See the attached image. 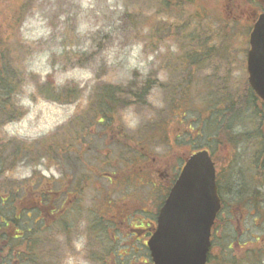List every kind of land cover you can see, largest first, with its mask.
Masks as SVG:
<instances>
[{"label": "rangeland", "instance_id": "rangeland-1", "mask_svg": "<svg viewBox=\"0 0 264 264\" xmlns=\"http://www.w3.org/2000/svg\"><path fill=\"white\" fill-rule=\"evenodd\" d=\"M261 2L0 0V64L10 61L19 72L0 145L9 156L18 151L10 180L37 195L49 184L53 202L65 205L62 217L73 227L54 233L53 263L145 264L143 235L116 216L123 205L141 218L140 210L153 211L195 150H208L220 174L232 162L250 167L258 141L248 137L237 151L218 144L212 90L246 86L247 20L250 5ZM105 93L113 104L104 105ZM258 108L263 134L264 105ZM223 197L235 201V188ZM58 215L44 222L57 223ZM227 216L228 209L220 237ZM234 216L233 251L241 257L258 244L252 238L264 241V223L243 210ZM260 258L264 264V252Z\"/></svg>", "mask_w": 264, "mask_h": 264}, {"label": "trees", "instance_id": "trees-1", "mask_svg": "<svg viewBox=\"0 0 264 264\" xmlns=\"http://www.w3.org/2000/svg\"><path fill=\"white\" fill-rule=\"evenodd\" d=\"M184 1L190 2V0ZM17 70L10 61L0 64V122L8 112L15 113L11 99L16 95L18 87L16 75L19 72ZM212 91L215 97L212 100L211 117L216 126L215 138L221 141L218 144L223 143L226 147H233L237 151L248 137L255 138L258 142L253 146L255 149L253 158L250 160V167H240L236 170L237 162H232L226 167L228 171H222L221 174L217 172L216 184L222 209L212 229V252L208 256V264H213L215 260L216 264H261L260 257L264 252V241L259 242L261 240L258 239L252 238L251 241L258 244L246 250L243 256H234V245H239V242L236 238L237 234L235 236V232L231 229V223L236 220L234 213L240 210L247 212L248 215L253 213L254 220L262 219L264 223V133L261 134L260 131L262 129L259 126L261 113L258 108L260 104H264L256 97L248 84L239 92H233L224 85ZM61 96L62 94H57L53 100L60 101ZM103 96L108 98L107 101L104 99V105L113 104V94L105 93L102 94V98ZM134 98L138 99L136 95ZM101 105L103 104H100L99 114L105 116L106 113L102 111ZM246 121L250 124L246 125ZM256 122H258L257 126H255ZM251 125L252 131L243 132L247 126ZM237 129L243 133L239 134ZM231 151L228 155H231ZM6 152L5 146L0 145V264H54L56 255L51 252L55 248L54 233H64L66 231L64 229L70 226L62 217L66 212L65 205L53 202L47 188L49 184L42 185L41 194L37 195V189L30 190L25 188L23 183L10 180L8 174L11 172V167L8 163L17 159L18 151L12 150L10 156ZM248 172L252 174L247 176ZM236 181L238 184L235 186ZM233 187L236 200L224 198V188L229 192ZM226 209H228L229 217L227 216L226 225L222 227L225 230L224 236L220 237L218 230L221 227L218 226V221H220L221 213H224ZM57 210L62 212L61 220L58 217L57 223L54 221L45 223V217L53 218L55 215L53 212H58ZM236 221L238 222V219ZM54 224L56 226L53 229ZM236 226L238 232L239 227ZM215 247L220 248L218 255L214 254Z\"/></svg>", "mask_w": 264, "mask_h": 264}, {"label": "water", "instance_id": "water-1", "mask_svg": "<svg viewBox=\"0 0 264 264\" xmlns=\"http://www.w3.org/2000/svg\"><path fill=\"white\" fill-rule=\"evenodd\" d=\"M248 82L264 102V13L249 38ZM221 209L215 165L207 151L190 156L159 212L147 243L153 264H206L211 229Z\"/></svg>", "mask_w": 264, "mask_h": 264}, {"label": "flooded vegetation", "instance_id": "flooded-vegetation-1", "mask_svg": "<svg viewBox=\"0 0 264 264\" xmlns=\"http://www.w3.org/2000/svg\"><path fill=\"white\" fill-rule=\"evenodd\" d=\"M251 7V6H250ZM262 7L264 8V0H262ZM252 8V7H251ZM253 9V8H252ZM253 10H255V9H253ZM259 14V12H258V10H255V11H252V13H251V17H249V19L247 20V24L249 25V29L251 30L252 29V27H253V25H254V23H255V21H256V19H257V15ZM249 36H248V38H247V46H248V48L246 49V51L244 52V54H245V63H246V65H245V69H246V74H247V55H248V51H249V45H248V43H249ZM205 49H203V51H204ZM209 51H212V49H209ZM208 51V52H209ZM246 80H247V82H248V77L246 78ZM192 153H194V152H192ZM190 156V155H189ZM189 156H187V158L189 157ZM187 158H185L184 160H183V163L181 164V166L178 168V173L180 172V170H181V168L183 167V165H184V163H185V161H186V159ZM178 173L176 174V176L174 177V179L172 180V182L169 184V182H168V185H169V189H168V191L171 189V187L173 186V184H174V182H175V180H176V178H177V176H178ZM107 177V176H106ZM105 177V178H106ZM110 180H112V179H114L115 177L114 176H112V175H110ZM110 183H112V181H110ZM168 191H167V193H168ZM166 196H167V194H166ZM166 196H165V198H163V199H161L160 201H159V203L157 204V206L155 207V209L153 210V211H151V212H149V211H147V210H140L141 211V213L143 214V215H146L145 217H143V218H141L140 216H134L131 212V205H130V208H128V204L126 203L125 205H123L124 206V208L123 209H121V210H119V211H117L116 212V216L118 217V218H121V220H122V224H124V226L126 227H129L131 230H132V232H134V233H136V235L137 236H141V235H143V238L141 239V240H138L137 242H139V241H141L142 242V246L148 251V249L146 248V243H147V241H148V239L151 237V235H152V233H153V231L155 230V228H156V224H157V218H158V215H159V212H160V209L162 208V206L164 205V203H165V200H166ZM162 198V197H161ZM136 201H139L137 198H134ZM135 200H132V202H134ZM130 204H131V202H130ZM135 204V203H134ZM133 204V205H134ZM59 212V211H58ZM58 212H56V211H54L53 213L55 214L53 217H55L56 215H58ZM94 225H95V227H96V225H98L100 228V230H102V229H104V228H102V226L100 225V223L99 222H97V223H93ZM70 228H72L73 227V225L71 224L70 226H69ZM146 241V242H145ZM144 263L145 264H152V259H151V257H150V254H149V251H148V253H146L145 255H144ZM125 259H128V257H126L125 256ZM123 263V262H122ZM121 263V264H122ZM55 264V263H54Z\"/></svg>", "mask_w": 264, "mask_h": 264}]
</instances>
